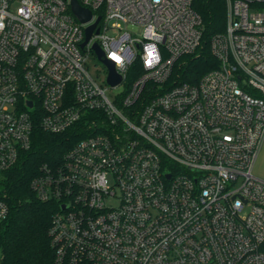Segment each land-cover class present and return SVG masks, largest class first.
Segmentation results:
<instances>
[{"label":"built area","instance_id":"built-area-1","mask_svg":"<svg viewBox=\"0 0 264 264\" xmlns=\"http://www.w3.org/2000/svg\"><path fill=\"white\" fill-rule=\"evenodd\" d=\"M78 2L89 22L71 0H0V222L10 214L3 179L40 123L80 134L31 181L40 201L60 204L53 264H264V181L253 173L264 142V0H227L226 30L211 41L219 66L195 84L181 81L184 58L202 45L193 0ZM150 43L160 60L146 67Z\"/></svg>","mask_w":264,"mask_h":264},{"label":"trees","instance_id":"trees-1","mask_svg":"<svg viewBox=\"0 0 264 264\" xmlns=\"http://www.w3.org/2000/svg\"><path fill=\"white\" fill-rule=\"evenodd\" d=\"M192 7L203 22L202 45L196 55L184 58L181 81L195 84L219 66L211 41L226 30L227 0H193ZM79 136L75 129L63 134L49 133L37 123L32 148L23 161L6 173L3 184L10 214L0 222V264H53L55 251L49 229L60 204L40 201L31 189V181L40 165L58 163Z\"/></svg>","mask_w":264,"mask_h":264},{"label":"water","instance_id":"water-1","mask_svg":"<svg viewBox=\"0 0 264 264\" xmlns=\"http://www.w3.org/2000/svg\"><path fill=\"white\" fill-rule=\"evenodd\" d=\"M71 7H72V11L74 13V15L77 17V19L82 22V23H86V22H89L91 19H92V12L89 10V9H86V8H83L80 6L78 0H71ZM101 18L99 17L96 21L95 24L91 25L90 27L87 28L86 30V40L84 42V44L82 46H85L90 38L92 37L93 33H94V30L97 26V24L100 22ZM99 33V29L96 30V34ZM94 49L96 51V53L102 57L103 56V52L101 51V49L99 48L98 45H94ZM106 63L108 64L109 66V69H110V76H109V83L111 85H117L121 82V77L118 76L116 73H115V69H114V64L113 62H110V61H106ZM64 208V206H63Z\"/></svg>","mask_w":264,"mask_h":264},{"label":"rangeland","instance_id":"rangeland-1","mask_svg":"<svg viewBox=\"0 0 264 264\" xmlns=\"http://www.w3.org/2000/svg\"><path fill=\"white\" fill-rule=\"evenodd\" d=\"M129 29H130L129 32H131L132 34L141 33L140 29H137L135 27L134 28L129 27ZM90 66H91V73L94 76L99 75L101 79H104L106 77V66L103 62L99 60H94V61H91ZM120 91H121V88H118L116 90L109 91V94L112 95ZM253 173H254V176L264 181V142L262 144V147L258 154L256 163L254 165ZM0 258H1V252H0Z\"/></svg>","mask_w":264,"mask_h":264},{"label":"clouds","instance_id":"clouds-1","mask_svg":"<svg viewBox=\"0 0 264 264\" xmlns=\"http://www.w3.org/2000/svg\"><path fill=\"white\" fill-rule=\"evenodd\" d=\"M29 11H31V9H29ZM0 28H3L2 23H0ZM114 58L117 60H121V57L119 55H115ZM143 59L146 67H150L153 66L154 64L159 63L160 53L155 43L144 45ZM239 203H240L239 200H237L236 204L239 205Z\"/></svg>","mask_w":264,"mask_h":264}]
</instances>
